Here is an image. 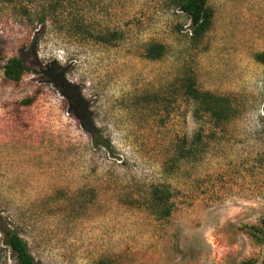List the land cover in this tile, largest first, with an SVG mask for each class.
I'll use <instances>...</instances> for the list:
<instances>
[{"label":"rangeland","instance_id":"374dc122","mask_svg":"<svg viewBox=\"0 0 264 264\" xmlns=\"http://www.w3.org/2000/svg\"><path fill=\"white\" fill-rule=\"evenodd\" d=\"M208 6L194 40L175 0H0V227L38 264H264V0ZM190 78L237 114L198 122Z\"/></svg>","mask_w":264,"mask_h":264},{"label":"trees","instance_id":"16d2710c","mask_svg":"<svg viewBox=\"0 0 264 264\" xmlns=\"http://www.w3.org/2000/svg\"><path fill=\"white\" fill-rule=\"evenodd\" d=\"M177 7L189 17L193 30L194 40L203 39L210 31L213 25L214 13L208 6V0H175ZM111 36H115L112 34ZM101 42L108 41L110 34L97 35ZM166 54V48L161 44H153L147 50V58L157 60ZM257 62L264 64V52L258 53L255 56ZM31 72L25 64V61L20 58L10 59L4 67V74L10 80L19 81L23 75ZM186 95L194 102V118L198 122L208 119L210 123L219 127L228 123L236 114L237 106L230 97H222L208 91H202L196 87L193 78L185 81ZM97 146L107 147L108 145L98 135L97 130L90 131ZM155 201L157 207L161 209V214L168 216L171 213V208L160 190H156ZM252 236L260 244H264V217L261 225L252 228ZM0 233L4 236L3 243L9 248L14 256L17 264H38L34 256L29 250L27 242L16 232L6 230L0 227Z\"/></svg>","mask_w":264,"mask_h":264}]
</instances>
